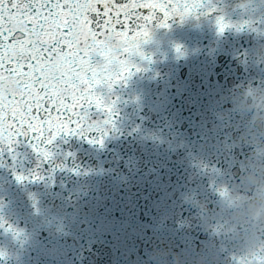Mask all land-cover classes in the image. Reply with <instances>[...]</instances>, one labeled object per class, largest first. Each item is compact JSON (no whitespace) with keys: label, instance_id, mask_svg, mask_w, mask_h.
<instances>
[{"label":"snow or ice","instance_id":"snow-or-ice-1","mask_svg":"<svg viewBox=\"0 0 264 264\" xmlns=\"http://www.w3.org/2000/svg\"><path fill=\"white\" fill-rule=\"evenodd\" d=\"M200 7L201 0H0V145L31 134L44 160L51 154L42 143L62 132H94L89 142L103 145L111 120L89 122L86 109L95 105L109 117L113 109L97 86L111 89L131 74L125 57L142 55L152 21L164 27ZM217 25L229 26L223 18ZM97 56L102 62L93 63ZM10 80L15 89L5 87Z\"/></svg>","mask_w":264,"mask_h":264},{"label":"clouds","instance_id":"clouds-1","mask_svg":"<svg viewBox=\"0 0 264 264\" xmlns=\"http://www.w3.org/2000/svg\"><path fill=\"white\" fill-rule=\"evenodd\" d=\"M243 93H239L236 95V104L234 107L239 110V109H248L251 108L255 105H253L251 102H246L245 99H241L243 96ZM250 95L256 97L258 101H262L260 104L261 108H264V89H252ZM252 130L254 134L258 135L261 138H264V113H257L253 120H252ZM259 180V178H254ZM221 203L223 205L224 210L226 211L227 208L229 207L231 201L227 196H221L220 198ZM192 201V198L191 200ZM195 205L200 209L202 218L206 222V224L210 227L212 220L215 218L214 213L218 211L217 209L214 208H209L206 203L200 200L193 201ZM258 203L260 205H264V195L259 197ZM240 214L239 213H234L233 217L229 221L226 227V231H231L235 229V221L239 219ZM253 220L256 223L257 226H264V210H257L256 208L253 209L252 212ZM238 233V230H237ZM258 233L257 232H251L248 234L247 237L241 235V240L247 244L250 242L253 238H258ZM212 249L209 246V255L211 254ZM166 255V252L163 249H158L153 253V257L155 258L156 264H185V260H181L179 258V254H176V257L173 261H167L163 257ZM188 264H205L204 257H198L194 261H189Z\"/></svg>","mask_w":264,"mask_h":264}]
</instances>
